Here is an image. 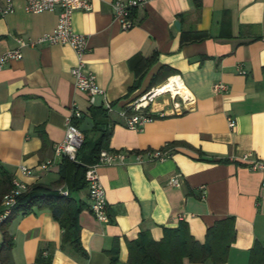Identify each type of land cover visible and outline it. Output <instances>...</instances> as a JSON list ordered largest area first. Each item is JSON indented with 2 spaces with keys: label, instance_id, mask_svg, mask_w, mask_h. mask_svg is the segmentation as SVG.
Here are the masks:
<instances>
[{
  "label": "crops",
  "instance_id": "crops-1",
  "mask_svg": "<svg viewBox=\"0 0 264 264\" xmlns=\"http://www.w3.org/2000/svg\"><path fill=\"white\" fill-rule=\"evenodd\" d=\"M89 1L90 10L72 13V28L86 36L85 70L95 74L103 90L94 104L74 87L70 69L77 59L69 45L19 47L16 41H35L51 32L59 9L29 13L24 0H14L11 12L0 13V54L15 48L22 54L0 67V172L28 189L56 182L62 159L48 169L40 165L53 158L70 107L91 117L89 108L104 101L114 106L104 126L111 132L109 150L174 146L163 161L137 163L130 156L126 163L97 168L108 222L89 210L87 186L73 193L87 205L78 216L86 258L61 249L59 223L48 209L34 207L7 224L13 264H37L41 248L49 264H110L112 249L116 264H130L128 243L140 231L158 241L164 228L183 220L203 242L206 229L229 216L236 237L223 264H264L258 254L251 260L256 263L250 262L252 246L258 242L264 248V170L248 167L254 159L264 162V0H147L134 10L129 29L114 18L112 0ZM5 4L0 0V8ZM174 74L192 105L177 112L171 96L162 94L146 108L154 119L141 131L128 129L119 110ZM217 82L227 89L216 91ZM228 117L235 122L232 128ZM93 121L95 127L102 119ZM94 127L84 136L96 139L102 129ZM20 165L30 173L21 172ZM174 174H180L178 187L168 183Z\"/></svg>",
  "mask_w": 264,
  "mask_h": 264
},
{
  "label": "built area",
  "instance_id": "built-area-1",
  "mask_svg": "<svg viewBox=\"0 0 264 264\" xmlns=\"http://www.w3.org/2000/svg\"><path fill=\"white\" fill-rule=\"evenodd\" d=\"M25 9L29 13H39L44 11H54L59 9L58 19L56 25L51 32H47L37 38L35 41L26 42L21 37L16 38L18 46L35 45L37 43L48 44H67L69 45L75 55L76 64L71 67L70 73L73 78V84L76 89L88 95L91 104L95 103L96 96L103 94V90L99 87L94 73L85 70L86 61L85 55L88 51L87 38L84 34L75 32L72 28V13L74 10H90L91 3L89 0H24ZM147 0H112L111 7L114 18L119 22L122 29H129L133 26L134 21L132 14L134 10L142 6ZM14 0H6L3 8H0V13L5 14L13 10ZM22 56L18 48L8 49L0 54V67L7 61L12 59H20ZM244 69L239 65V73H244ZM180 82V85L178 84ZM216 91H225L227 85L223 82H217L214 85ZM186 90L179 75L174 74L165 78L160 84L151 87L139 97L128 102L119 110V115L125 121V126L128 129L141 131L146 122L152 121L154 118L150 112L146 111L149 103H151L157 96L162 94H169L174 101V109L181 112L189 108L193 103V98L190 93L184 97L181 91ZM109 113L114 109L113 104L104 101L101 105ZM161 113L160 116H162ZM82 112L75 106H71L69 114L65 119L64 136L61 141L54 146L53 158L42 163L40 166L48 169L56 161L67 157L75 160L76 153L80 148L84 132L79 129V119ZM228 127L232 128L235 122L232 118H227ZM172 147L169 143L164 144L160 148H147L142 150H109L102 149L99 152L97 160L86 167L84 179L88 189L89 204L88 208L94 217L102 222H108L109 216L107 213V203L105 199V192L100 183L97 168L101 165L126 163L127 158L132 156L134 162L143 163L145 161H163L171 155ZM248 155L243 157L244 160ZM248 167L251 170H264V162L254 159L248 162ZM21 172L29 174L30 170L25 165H20ZM1 173V172H0ZM12 187L2 196L0 209V224L9 215L11 208L16 204L17 197L28 188L24 183L12 178ZM168 183L172 186H180V174L172 175ZM264 185V177L262 180ZM58 192L62 195H67L66 189L59 188ZM47 254L46 251L43 252Z\"/></svg>",
  "mask_w": 264,
  "mask_h": 264
},
{
  "label": "trees",
  "instance_id": "trees-1",
  "mask_svg": "<svg viewBox=\"0 0 264 264\" xmlns=\"http://www.w3.org/2000/svg\"><path fill=\"white\" fill-rule=\"evenodd\" d=\"M136 86L137 84H134L130 89H134ZM89 114L94 120H97V118L102 119L100 123L95 124V129L97 125L106 127L105 120L108 117V112L105 108L91 106ZM110 134V130L104 128L99 130V136L96 139L84 136L75 160L67 157L62 158L59 179L56 182L50 185L33 184L27 191L17 197L16 204L0 225L2 234L0 264H13L11 252L14 241L12 235L7 231V224L15 217L31 212L34 207L48 209L52 217L59 223L62 229L61 249H71L82 258L88 256L81 243V227L78 221L80 212L87 205L76 200L73 193L85 188L84 174L86 167L97 160L102 149H109ZM169 145L172 147L174 143H169ZM11 179V176L6 172H1L0 207L2 196L12 187ZM60 185L67 189V195L58 192V186ZM163 231V237L158 241L154 240L148 231H140L137 238L128 243V263L184 264L183 260L187 258L192 263L210 261L212 264H223L226 262L230 245L236 237L232 216L217 220L209 226L206 229L203 242H199L192 236L188 224L183 220H180L176 227L164 228ZM44 251L43 248L39 250L36 259L37 264H49L50 256L44 254ZM257 254L260 257V262H264L261 255L264 254V248L258 242L250 249V262L255 260ZM110 255V264H116L118 260L117 250L112 249Z\"/></svg>",
  "mask_w": 264,
  "mask_h": 264
},
{
  "label": "water",
  "instance_id": "water-1",
  "mask_svg": "<svg viewBox=\"0 0 264 264\" xmlns=\"http://www.w3.org/2000/svg\"><path fill=\"white\" fill-rule=\"evenodd\" d=\"M78 127L82 132H86L88 130H91L94 127V121L91 117H89L85 114H82L80 119H79V126ZM96 127L99 129H104V126H100V125H97Z\"/></svg>",
  "mask_w": 264,
  "mask_h": 264
},
{
  "label": "bare ground",
  "instance_id": "bare-ground-1",
  "mask_svg": "<svg viewBox=\"0 0 264 264\" xmlns=\"http://www.w3.org/2000/svg\"><path fill=\"white\" fill-rule=\"evenodd\" d=\"M178 84L180 85V82H178ZM181 92H182V94H183V96H184V97H186V96H187V93H188V92H187L186 90H184V91H181Z\"/></svg>",
  "mask_w": 264,
  "mask_h": 264
}]
</instances>
